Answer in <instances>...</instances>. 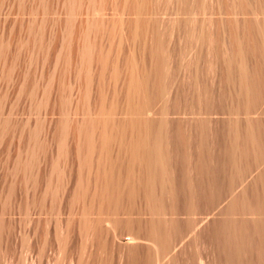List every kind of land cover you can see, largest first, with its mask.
<instances>
[{
    "label": "bare ground",
    "instance_id": "6f19581e",
    "mask_svg": "<svg viewBox=\"0 0 264 264\" xmlns=\"http://www.w3.org/2000/svg\"><path fill=\"white\" fill-rule=\"evenodd\" d=\"M144 1L125 0L137 13ZM102 4V0H0V154H14L11 165L6 162L8 155L0 157V167L6 172L0 181V194H5L7 202H14L23 180L22 185L30 188L26 195L28 209L43 211L51 191L49 208L56 212L55 237L63 253L67 252L74 217L69 208L67 219H60L64 199L69 207L81 203L83 213L87 196L88 207L97 198L114 210L123 200L138 197L155 215L137 223V228H145L153 241L160 240L157 246L153 242L155 250L177 243L172 231L179 228V220L164 214L205 208L208 211L202 222L210 221L218 217L209 213L211 208L224 201L219 208L224 223L218 235L211 238L212 245L221 251L220 260L242 264L241 257L249 254L247 264H262L264 116L252 117L250 113L264 99V23L253 27L258 37L249 46L255 58L248 65L247 46L239 45L234 51L240 58L238 69L233 64L234 55L221 60L219 97L214 98L212 83H189L191 92L183 94L185 102L199 103L208 113L213 111L209 105L218 107L215 112L228 108V113L235 116L224 120L223 126L212 133L218 143L217 153L202 144L206 122H195L197 153L209 158L212 165L197 159L192 166L195 184L181 178L177 187L171 188L170 165L173 163L182 173L188 162L184 147L191 140L178 125L170 128L165 122L168 97L163 42L158 40V47L149 49L145 64L138 66L136 57L131 58L122 93L116 95L114 87L106 102L108 64L114 85L119 68L115 62L108 63L102 47L105 33L112 29L104 20ZM160 9L165 35L166 12ZM140 27L137 17L133 40ZM118 97L127 112L122 119L112 116ZM155 98L160 101L159 121L153 117ZM61 104L63 114L55 119L52 112ZM26 109L40 114L33 124L16 114ZM239 114H243L242 121ZM226 138L230 140L227 146L222 145ZM114 142L118 143V153L110 149ZM228 214L231 216L227 218ZM78 221L79 228L87 232L89 225L83 214ZM97 222L93 228L100 233L103 227L101 221ZM239 232L245 234V240L235 238ZM127 239L135 237L129 235Z\"/></svg>",
    "mask_w": 264,
    "mask_h": 264
},
{
    "label": "rangeland",
    "instance_id": "374dc122",
    "mask_svg": "<svg viewBox=\"0 0 264 264\" xmlns=\"http://www.w3.org/2000/svg\"><path fill=\"white\" fill-rule=\"evenodd\" d=\"M102 1L104 20L108 27H112L109 32L105 33L102 47L108 54V63L115 62L119 68L118 78L114 85L110 79L111 67L108 64L104 86L105 101L109 102L114 87L116 95L122 93V84L127 79L131 58L136 57L138 66H141V63L145 64V59L148 61L149 49L151 50L156 45L158 47V40H161L166 53L167 72L168 101L165 122L167 126L170 125V128L172 125H178L186 137L191 140L189 145L184 147L188 162L182 173H179L173 163L170 165V185L171 188L177 187L181 178L185 182L195 184L193 163L199 159L207 165H212L209 158L197 153L199 139L194 131L195 122L200 120L206 122V134L202 144L217 153L218 143L212 133L223 126L224 120L235 115L228 113V108H224V112H215V109L219 110L215 107L216 105H209L213 111L208 113L199 103L192 105L185 102L183 94L188 95L191 92L189 83L198 80L207 86L212 83L215 88L213 96L214 98L219 97L221 91L218 90L222 87L219 75L223 57L232 56L233 58L234 51L236 52L240 45L247 46V65L255 58L249 46L258 37L253 27L264 23V0H145L138 13L125 0ZM160 8H165L166 12L165 35L160 25ZM88 17L90 18L91 15L89 14ZM137 17L141 27L133 40L131 33L133 34V25ZM239 59L234 55L233 64L236 69H238ZM159 104V99L155 98L153 117L156 121L160 120ZM256 106L250 116L263 117L264 99L259 100ZM16 114L22 118L27 117L31 124L40 116L38 111L30 112L27 109L18 110ZM62 114V104L52 112L55 119ZM112 116L116 119L127 116L119 97L115 101ZM239 116L242 121L243 114ZM227 140L226 138L222 145L227 146L230 143V140ZM111 148L114 153H118V143L114 142ZM6 155H8L7 165H11L14 154H0V157H6ZM120 156L124 155L120 154ZM49 159L50 157L46 164ZM93 160H95V154ZM8 169L10 170L11 167L8 166ZM3 170L0 167V181L6 173ZM53 182L54 174H52V184ZM24 183L23 180L19 182L14 202H7L5 194H0V264H157V259L158 264H226L221 261L223 260L220 256L221 251L215 248L211 241L212 237L218 235V229L212 231L207 228L213 222L218 228L224 223V220L220 219L222 215H219L220 204L225 203L224 201L211 208L209 213L215 215L214 217L218 214V217L214 220L212 217L210 221L202 222L208 211L205 208H201L202 210L197 208L189 213L164 214L166 218L179 220V228L172 231L177 237V243L174 245L177 246L158 250L159 247L155 250L154 246L159 245L160 240L157 239V244L156 239L154 242L150 236L146 235L145 228H137L138 222L143 223L155 215L145 209L143 201L138 197H134L131 201L123 200L120 208L114 210L107 204L99 202L97 198L91 201L88 207L89 196H87L83 213L81 203H74L69 207L68 201L64 199L60 219L62 221L67 219L69 208L73 209L74 217L71 218V237L68 240L67 252L63 253L59 250L55 237L56 212L49 208L51 191L45 199V210L28 209L26 195L30 188L28 184L26 187L22 185ZM7 184L8 181H5L4 187ZM91 192L92 185L88 188V193ZM97 193L98 191L94 195ZM81 214L89 225L87 232L79 228L78 218ZM230 216L226 215L227 218ZM97 221H101L103 227L100 233L93 228ZM110 223L113 228L110 227ZM129 235L134 236L135 239L128 240ZM245 237L244 233L239 232L235 238L243 241ZM248 255L246 254L247 259H249ZM173 256L176 257L172 259ZM246 257H241L242 264L244 261L245 264L247 261L250 262L245 259ZM231 262L227 264H234L233 261Z\"/></svg>",
    "mask_w": 264,
    "mask_h": 264
},
{
    "label": "crops",
    "instance_id": "0c3cea01",
    "mask_svg": "<svg viewBox=\"0 0 264 264\" xmlns=\"http://www.w3.org/2000/svg\"><path fill=\"white\" fill-rule=\"evenodd\" d=\"M214 223H215V222L210 223V224L207 226V228L210 229V230H212V231H213V230H216V231H217V229L219 230L220 228L214 226V225H215Z\"/></svg>",
    "mask_w": 264,
    "mask_h": 264
}]
</instances>
